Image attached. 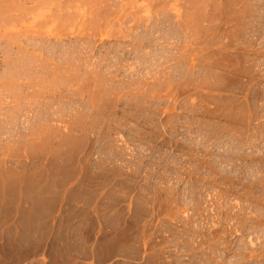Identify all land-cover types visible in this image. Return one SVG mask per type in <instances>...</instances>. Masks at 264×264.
<instances>
[{
  "label": "rangeland",
  "instance_id": "obj_1",
  "mask_svg": "<svg viewBox=\"0 0 264 264\" xmlns=\"http://www.w3.org/2000/svg\"><path fill=\"white\" fill-rule=\"evenodd\" d=\"M0 264H264V0H0Z\"/></svg>",
  "mask_w": 264,
  "mask_h": 264
}]
</instances>
